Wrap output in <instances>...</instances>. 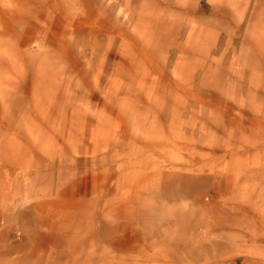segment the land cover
<instances>
[{
  "label": "rangeland",
  "instance_id": "1",
  "mask_svg": "<svg viewBox=\"0 0 264 264\" xmlns=\"http://www.w3.org/2000/svg\"><path fill=\"white\" fill-rule=\"evenodd\" d=\"M0 264H264V0H0Z\"/></svg>",
  "mask_w": 264,
  "mask_h": 264
},
{
  "label": "bare ground",
  "instance_id": "2",
  "mask_svg": "<svg viewBox=\"0 0 264 264\" xmlns=\"http://www.w3.org/2000/svg\"><path fill=\"white\" fill-rule=\"evenodd\" d=\"M8 7V6H7Z\"/></svg>",
  "mask_w": 264,
  "mask_h": 264
}]
</instances>
